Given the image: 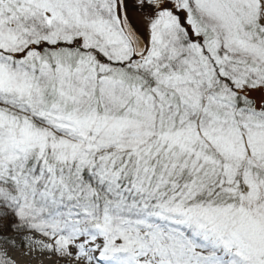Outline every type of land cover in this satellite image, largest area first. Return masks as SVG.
<instances>
[{"label": "snow or ice", "instance_id": "snow-or-ice-1", "mask_svg": "<svg viewBox=\"0 0 264 264\" xmlns=\"http://www.w3.org/2000/svg\"><path fill=\"white\" fill-rule=\"evenodd\" d=\"M6 249L264 264V0H0Z\"/></svg>", "mask_w": 264, "mask_h": 264}, {"label": "bare ground", "instance_id": "bare-ground-1", "mask_svg": "<svg viewBox=\"0 0 264 264\" xmlns=\"http://www.w3.org/2000/svg\"><path fill=\"white\" fill-rule=\"evenodd\" d=\"M6 251L14 257V264H48L47 259L43 257H25L23 252H19L17 249H6ZM35 254H33L34 256Z\"/></svg>", "mask_w": 264, "mask_h": 264}, {"label": "rangeland", "instance_id": "rangeland-1", "mask_svg": "<svg viewBox=\"0 0 264 264\" xmlns=\"http://www.w3.org/2000/svg\"><path fill=\"white\" fill-rule=\"evenodd\" d=\"M19 252H22V251H20L19 249H17Z\"/></svg>", "mask_w": 264, "mask_h": 264}]
</instances>
